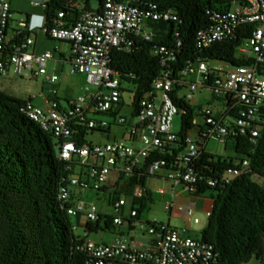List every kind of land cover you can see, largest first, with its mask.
Wrapping results in <instances>:
<instances>
[{
    "label": "built area",
    "instance_id": "2783aa9c",
    "mask_svg": "<svg viewBox=\"0 0 264 264\" xmlns=\"http://www.w3.org/2000/svg\"><path fill=\"white\" fill-rule=\"evenodd\" d=\"M46 2L33 0L32 5L44 11ZM138 2L106 0L101 10L83 12L71 25L60 13L52 26L47 27L46 21L40 28L50 38L71 44V73L86 77L84 93L63 105L59 99V76L47 69L54 54L51 51L34 52L35 41L30 37L14 41L8 35L11 0H0V77H8L10 73L27 79L44 76L49 85L45 97L48 108L34 105L33 97L26 100L22 111L60 140L59 157L68 163L67 170L74 175L60 190L59 201L69 206L67 212L71 217L84 215L87 223L98 221L100 211L95 204L76 202L78 190L100 191L108 185L112 171L119 176H128L153 157L148 170L151 177L155 178L161 169H167L166 176L162 177L164 184L170 181L193 196L203 187L220 188L230 184L249 170V161L244 160L234 168L210 176L211 170L205 171L207 168L203 170L197 166L203 152H207L208 143L227 144L233 137L249 136L250 142L256 144L264 123V0H233L230 10L211 12L212 24L197 35V46L203 50L232 41L242 28L251 25L250 37L239 48L240 54L253 58L250 65L237 67L201 57L188 63L176 75L172 70H163L154 82L152 93L141 98L136 106L132 97L130 117L122 114L127 86L111 67L112 52L119 48L131 52L133 35L152 41L154 32L143 27L147 20L179 21L172 11L143 9ZM20 26L22 31L37 29L26 21ZM176 47L179 49L181 43ZM177 49L161 46L156 49V54L162 56L166 65L176 61ZM205 88L211 91L213 100L221 103L220 109L197 107L192 121L194 128L184 140L185 149L175 157L172 150L179 137L172 131V124L183 112L175 104L174 97L190 104ZM105 116L111 120L104 119ZM113 126L126 127L127 138L97 144H85L79 138L81 128L100 131L111 130ZM191 132L196 135L191 136ZM159 193L166 195L167 188L164 186ZM150 195L139 185L134 190L130 206L124 198L112 199L110 203L114 208V214L110 215L113 226L127 223L148 235V241L132 239L113 244L98 243L89 238V231L85 228L76 249L86 255L87 264H209L215 258L214 248L200 237H194L189 227L181 228L155 220L142 221L139 200L150 198ZM195 206L193 199L187 204L169 202L165 210L176 211L190 222ZM212 207L207 211L208 216ZM123 209L127 210V216H124ZM76 229L74 225L73 230Z\"/></svg>",
    "mask_w": 264,
    "mask_h": 264
},
{
    "label": "trees",
    "instance_id": "16d2710c",
    "mask_svg": "<svg viewBox=\"0 0 264 264\" xmlns=\"http://www.w3.org/2000/svg\"><path fill=\"white\" fill-rule=\"evenodd\" d=\"M93 1L97 5H93ZM106 0H47L44 14L47 27L54 24L59 14H64L67 24H73L83 12L101 10ZM233 0H139L143 9L155 12H174L179 21L147 20L154 32L152 41L131 36V52L115 49L111 54V67L123 84L132 88L133 104L153 91V85L163 70L176 75L190 62L207 57L227 62L233 66H247L253 58L239 53V48L250 37L252 26L242 28L230 42L199 49L197 35L211 24V12L228 11ZM31 32H16L14 41L29 38ZM178 43L181 47L177 49ZM166 46L177 49L176 61L163 64L156 49ZM183 112L179 141L173 151L178 157L184 149V140L194 128L192 121L196 109L184 99L174 97ZM26 100L0 88V264H87L88 258L77 251L79 238L67 210L59 201L60 190L69 184L74 172L67 170L68 163L59 157L60 140L44 131L23 111ZM231 116H234L231 114ZM80 128V127H79ZM94 132L110 134L111 130H86L81 128L82 143L91 144L88 136ZM256 144L249 136L233 137L235 157H216L203 152L197 166L210 171V176L234 168L244 160L249 170L230 184L220 188L203 187L195 196L211 193L213 207L200 238L214 248L215 258L209 264H249L256 259L264 264V123L261 124ZM229 140V141H230ZM169 158V157H168ZM153 158L146 160L140 170L128 175L127 191L134 193L137 186L146 187L152 178L148 172ZM170 159V158H169ZM126 178L120 175L119 181ZM106 187L99 192L106 191ZM116 191L113 200H119ZM148 198L139 200V217L147 207ZM112 200H110V203ZM78 217V216H77ZM104 222V228L101 224ZM112 217H100L87 223L86 230L94 233L112 228Z\"/></svg>",
    "mask_w": 264,
    "mask_h": 264
},
{
    "label": "rangeland",
    "instance_id": "374dc122",
    "mask_svg": "<svg viewBox=\"0 0 264 264\" xmlns=\"http://www.w3.org/2000/svg\"><path fill=\"white\" fill-rule=\"evenodd\" d=\"M21 1H26L27 4L31 6L33 0H16V5H18V3H20ZM93 5H97V2L93 1ZM15 16L19 17L20 14L16 13ZM143 27L146 30L152 31L149 28L147 21L144 22ZM211 64L215 65V62H211ZM47 69L59 76L58 90L60 97H62L61 102L63 105H67V100L75 99L84 93V89L86 87V77L84 75L72 74L70 64H65L63 67H58L57 70H53L51 63H48ZM126 86V88H132L128 84H126ZM48 87L49 85L44 83V76H39L34 79H27L24 77L15 76L13 73H10L8 77H0V88L2 90L11 95L26 99L34 97L33 103L36 106L44 109L47 106L45 97L46 95H48ZM133 95V92H124V101L126 106L122 111V114H125L129 117L132 113L131 103ZM190 105L195 109H197L198 106L220 109L219 106L221 105V103L219 101L213 100L211 91L205 88L201 90V92L196 96V100L194 102H191ZM103 118L111 120L106 116ZM181 125V115H178L173 120L172 131L178 134L181 131ZM126 130V127L113 126L110 134L94 132L88 136V141L97 144L112 142L114 140H121L125 138V135L127 136ZM190 135L194 136L196 135V132H191ZM137 146H139L138 142ZM206 151L216 157H235L232 140L228 141L227 144L212 141L208 143ZM118 166H120V164ZM166 174L167 169H161L158 172L157 176H166ZM117 176L118 173H116V171H112L109 174L108 185H110V189L106 191L99 192L91 189L78 190V192L75 194V201H79L85 205L95 204L97 205L98 210L101 213L113 215L114 208L110 204V200L116 197V191H118L121 194L120 196L127 200L128 206H130L132 204L133 197V194L127 191L130 178L124 175L126 178L120 181L119 185L117 186V182L119 181V179L116 178ZM164 186L168 191L167 194L163 196L159 193V190L164 188ZM172 186V182L169 181L164 184V181L162 179L156 177H152L147 181L145 189L151 193V196L150 198H148L147 207L142 213V221L146 222L155 220L162 223L168 222L170 213L165 210V206L168 202L171 201L168 194L172 190ZM184 195L187 199H193L195 201V214L191 219L189 229L191 230V234L194 237H200L202 230L208 223L209 216L207 215V211L212 207L211 193L208 192L199 197L193 196L189 192H185ZM71 221L74 223L75 218H72ZM171 224L173 226H178L181 228L186 227V224L178 219H172ZM80 232L81 230L79 229L77 231V234H79ZM133 235L144 241H148L149 239L148 235H143L142 233L137 231H134ZM110 236L111 234L109 231H99L91 234L90 239L96 242L101 239H108ZM249 264L261 263L254 259Z\"/></svg>",
    "mask_w": 264,
    "mask_h": 264
},
{
    "label": "crops",
    "instance_id": "0c3cea01",
    "mask_svg": "<svg viewBox=\"0 0 264 264\" xmlns=\"http://www.w3.org/2000/svg\"><path fill=\"white\" fill-rule=\"evenodd\" d=\"M11 12H12V16H11L9 29H8V35L11 38L15 36L16 32L22 31V27L20 26L21 22L26 21L29 23V25L39 26V24L42 21L41 17L39 16L44 15V11L42 9L37 8L33 6L32 4L31 6H29L26 1H21L20 3H18V5H16V0H11ZM16 13L20 14V16L16 17L15 16ZM30 32L31 34L29 35V37L35 41V44L33 46L34 52L41 54L46 51H51L54 54V59L49 62L51 63L53 70H57L58 67H63L65 64H70L71 57H72V46L69 42L54 40L50 38L47 34H45L39 28L33 31H30ZM44 83H46L45 78H44ZM16 97L23 99V100H27L26 98H22L19 96H16ZM61 98L62 97H60L59 95L60 102H61ZM46 104L47 106L45 109L48 108V103L46 102ZM124 137L127 138L126 135ZM119 177L120 176L118 175L116 178L119 179ZM162 177H164V175H158L156 178L162 179ZM106 189L107 190L110 189V185H107ZM185 192L186 191H184L182 187H175L173 185L172 190L168 194V196L171 199L170 202H173L176 205L190 203L192 199H187L184 195ZM122 212L124 216L128 215V212L126 209H123ZM106 215H110V214H104L100 212V216L104 217ZM172 219L181 220L184 224H186L187 227H189L190 222H191V221L188 222L187 220H185V218L181 216L180 214H178L176 211H173L172 213L169 214V220L167 224H171ZM73 224L77 226V229L74 231L75 235L78 238L84 236L85 227L87 224V221L84 215H78V217L75 218V222ZM101 228H104V222L101 224ZM79 229L81 230V232L77 234V231ZM99 231H103V230L100 229ZM108 231L111 234V236L108 239H101L96 242L113 244L119 240L131 241L132 239H140L133 235L134 231L142 233L138 228H134L127 223L120 227L112 226V228ZM91 234L93 233H89V238Z\"/></svg>",
    "mask_w": 264,
    "mask_h": 264
},
{
    "label": "clouds",
    "instance_id": "9594fccd",
    "mask_svg": "<svg viewBox=\"0 0 264 264\" xmlns=\"http://www.w3.org/2000/svg\"><path fill=\"white\" fill-rule=\"evenodd\" d=\"M39 17H41V19H42L41 23L39 24V26H33V27H37V28L40 29V28H42L44 26V24L46 22V17H45V15H41Z\"/></svg>",
    "mask_w": 264,
    "mask_h": 264
}]
</instances>
